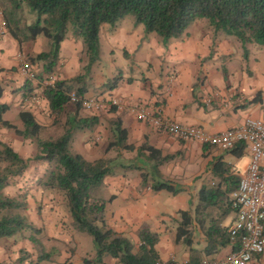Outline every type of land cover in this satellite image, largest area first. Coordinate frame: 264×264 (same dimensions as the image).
<instances>
[{"label":"crops","instance_id":"crops-1","mask_svg":"<svg viewBox=\"0 0 264 264\" xmlns=\"http://www.w3.org/2000/svg\"><path fill=\"white\" fill-rule=\"evenodd\" d=\"M7 3L9 0H0V89L3 92L0 102L10 106L6 115L10 112L19 115L22 110L31 111L44 128L42 139L45 140L64 136L65 132L58 129L59 125L85 131V146L91 152L97 148L94 147L96 144L113 139L111 125L120 120L123 129L127 130L128 142L132 145L135 143V150L146 142L161 151L165 160H152L149 153L144 152L140 158L142 164L135 165L136 169L141 170L139 178L133 176L132 179L120 174L106 177L102 188L105 186L108 189L110 198L105 200L109 202L101 196L97 197L106 202L105 216L109 227L128 235L136 248L141 244V229L152 227V232L159 237L155 249L164 264L172 259L192 261L194 256V259L205 261L230 254L233 250L231 243L221 250L218 247L217 253L207 254L206 230L195 222L201 214L204 218L211 214V218L228 229L236 219L231 208V197L251 161L247 147L238 143L230 150H223L197 141H182L150 123L139 121L127 107L114 108L109 105L112 99L123 105H140L148 112L158 113L180 125L219 134L242 126L247 118L264 121V72L237 69L230 37L216 39L212 29L210 34L196 31L171 40L164 46L160 37L154 33L146 34L143 28L128 29L117 24L106 29L104 34L102 26L100 43L102 34L113 53L123 52L127 57L121 59L120 67L124 70L112 65L106 74L96 78L92 72L86 80L88 92L85 97L104 99L108 106L104 110L93 111L84 108L77 110L71 104L61 114H54L44 96V87L57 81L69 82L80 75L82 66L78 55L84 49L78 45L79 50L75 51L80 38L67 37L62 43L56 73L47 79H44L43 67L38 64L33 66L30 62L36 74V78L30 80L20 70L19 56L24 54L30 57L44 52L42 44L45 41L38 37L21 46L5 27L3 7ZM71 43L74 47L72 50L69 48ZM113 78H118L117 86L110 90L109 80ZM34 96L39 98L38 104L32 101ZM92 117L100 121L96 128H79V120ZM119 150L118 155L122 157L123 148ZM110 151L108 148L107 152ZM135 158L128 154L125 160ZM144 180L147 185H144ZM154 181H172L183 191L177 195L166 190L155 192L152 189ZM204 188L216 190L227 198L198 214L200 192ZM165 192L169 193L167 198ZM195 195L198 203L191 200ZM116 204L119 206L114 207ZM182 212L189 213L194 219V238L198 240V236L201 237V244H193L194 255L187 247L183 258H180L173 246L174 240L168 234L173 231L171 227L182 221ZM18 245L19 249L27 247L23 242ZM2 256L0 262H8V255ZM109 259L111 264H119L112 257H107L105 263Z\"/></svg>","mask_w":264,"mask_h":264},{"label":"trees","instance_id":"trees-1","mask_svg":"<svg viewBox=\"0 0 264 264\" xmlns=\"http://www.w3.org/2000/svg\"><path fill=\"white\" fill-rule=\"evenodd\" d=\"M12 3L4 5V22L8 33L22 46L33 42L38 37H44L50 42V50L28 57L33 66L43 67L48 78L54 75L59 63L62 43L70 33L83 40L89 56V64L84 74L72 81H57L52 85H45L44 96L50 102L54 114L72 104L70 94L75 91L85 97L88 92L87 79L94 64L100 59V31L103 25L115 26L127 15H133L138 24H143L147 33H155L167 45L173 39H180L187 29L197 19L205 18L209 21L215 38L234 36L243 44L258 43L264 45V0H10ZM29 4L38 17L36 22L26 23L20 16L21 5ZM43 74V73H42ZM43 78V77H42ZM46 79V78H44ZM117 81V80H115ZM117 82L109 85V89L116 88ZM3 92L0 89V101ZM77 110L82 107L74 104ZM10 110L8 104L0 102V128L13 131L24 141H30L36 146V154L25 158L10 144L0 141V240L15 238L28 241L42 248L43 244L37 238L42 231L37 228L28 217L29 209L27 194L22 199L6 195L5 189L14 184L20 177L33 167L46 164L44 174L35 179V186L47 191L60 192L69 207L70 218L75 230L88 233L94 239L96 248L95 264H104L107 257H112L119 264H158L159 255L155 249L159 241L156 233L148 228L140 231L141 244L138 248L122 234L115 231L106 223V202L99 199L96 191L100 189L106 177L112 175L111 166L104 159L88 161L80 154L70 150L72 130L65 132L59 139H42L44 128L37 122L33 113L22 110L19 113L21 126L5 118ZM97 117L79 120L80 129L96 128L99 124ZM113 140L109 148L121 146L129 151L134 146L128 144L127 130L123 129L120 120L112 123ZM148 152L153 160L164 162L161 151L145 144L141 150ZM32 189V187H30ZM152 189L155 192L167 190L173 195L180 192L174 182L154 181ZM226 195L216 190L202 189L201 204L197 212L203 213L209 207L226 199ZM182 221L178 226L177 243H184L192 255L195 254L194 219L187 212H182ZM198 222V223H197ZM196 224L206 230L208 236L207 254L217 253L228 244H233V250L239 247L222 227L220 222L211 218L197 217ZM29 232L31 235H26ZM23 242V243H24ZM22 247L21 257L12 264H25L31 254ZM24 249V250H23ZM26 250V251H25ZM192 261L201 262L198 259ZM51 259V254L40 249L38 263ZM203 261V260H202ZM92 262V261H91ZM87 264H91L86 260ZM0 264H4L0 262Z\"/></svg>","mask_w":264,"mask_h":264},{"label":"rangeland","instance_id":"rangeland-1","mask_svg":"<svg viewBox=\"0 0 264 264\" xmlns=\"http://www.w3.org/2000/svg\"><path fill=\"white\" fill-rule=\"evenodd\" d=\"M3 1L5 2L6 0ZM11 3L12 2L9 0L8 4L11 5ZM20 16L22 17L23 21L26 23L36 22L38 17L37 13H35L27 3H23L21 5ZM117 24L124 26L128 29L143 28L146 34H152V33H147L145 30V26L143 24H138L136 18L133 15L125 16L123 19L118 21ZM113 27L114 26L110 24L103 25L104 34L105 31H107L106 29H111ZM210 29L211 27L209 21L205 18H200L189 26V28L187 29L184 35H188L189 33L194 34L196 31L203 32L204 34L205 33L210 34L209 32ZM68 37H69L68 39H78L73 33H70ZM229 37L230 38L228 39L231 45L230 47L232 54L234 55L233 60L235 67L237 69L240 68L241 70L242 69L252 70V71L259 70L261 72H264V45H260L258 43L243 44L236 37L234 36H229ZM42 39L45 41L44 44H42V49L44 50V52L49 51L50 42L44 37H42ZM216 39L221 40L222 37L221 38L218 37ZM79 41L80 42H77L75 45V51L79 50L76 47L78 45H81L80 48L84 49V51L82 50V52H80L78 55L80 56V61L82 66L80 73L81 75L84 74L85 67L89 64V56L87 54L86 47L83 44V40L79 39ZM69 48L70 50L74 48L72 43L70 44ZM21 55H23L26 58V60L30 62V59L27 56H25L24 54ZM122 57H124L123 52L114 51L113 53L112 50L109 48L107 42L105 41V37L101 34L100 59L96 64L93 65L90 74H92L93 72L95 74L93 75V77L97 78L99 75H104L108 71H110L112 65H116L121 70H124L123 68L120 67ZM124 58L127 59L126 56ZM44 78L47 79L46 76H44ZM113 79L114 80H109L110 84L117 82L115 80H117L118 78H113ZM5 118L7 120H11L12 122H17V124L21 126V121L17 113L10 112L5 116ZM70 128L71 126L68 125H66L65 127L59 125L58 127V129L62 133L68 131ZM71 132H73L72 137L70 139V150L72 153L80 154L88 161H94L99 159H104L108 161V164L111 166L112 174L115 175L120 174L122 176L126 175L127 177L132 179L134 178L133 176H136L135 178H139L141 174L140 172L141 170L136 169L135 165L136 163L142 164L140 158L143 157L142 155L144 153L143 151L140 150L141 147L144 146L146 142L144 144H141V146H139L138 149L135 145L136 150L134 149L135 151L132 152L127 150L126 148L118 146L111 148V151L109 153L107 152V149L109 148L110 142L113 140L109 138V140L105 143H100V145L96 144L94 147L97 148H94L95 149L94 152H91L85 146L86 132L79 130L75 131L74 129ZM0 141L10 144L16 151L21 153L25 158L32 157L36 154L35 144L30 143V141H24L22 138L18 137L13 131H8L6 129L0 128ZM128 144L131 143L128 142ZM134 144L135 143L133 142V145ZM120 148L121 149L123 148L122 153L124 155L122 157L118 155ZM128 154L130 156H135L137 158H135L132 161H127L125 159L128 158ZM44 167H47V165L46 164H41V166L34 165L26 173V177L24 178L20 177L16 179L14 184H12L10 187L5 189L6 195L10 197H16L22 199L20 197H22L24 194H27L29 209L26 212V214H28L29 220L42 231V233L38 234L37 236V238L43 244L42 248H38L35 244L31 242L23 241L27 245V247L24 249H26L32 255L31 258L25 262V264H87L86 260H89L91 264H95L93 261H95L96 259L97 251L94 245V239L90 234L81 233L74 229L72 225V220L70 218L69 207L64 196L58 191H47L42 187L37 188L35 186L36 177L40 178L46 171V168ZM147 184H148L147 181L144 180V185ZM30 187H32V189H30ZM182 191L183 190L181 189L179 193H181ZM108 192H109L108 189L104 186L103 188L101 187L96 191V195L99 197L101 196L102 199L105 200L110 198V194H108ZM168 194L169 193L165 192V198L168 197ZM191 200L192 202L195 200L194 202L198 203L197 195L193 196V199L191 198ZM105 201L107 203L109 202V200H105ZM124 202L125 201L121 202V205H123ZM116 206L119 205L116 204L114 207ZM108 226L110 225L108 224ZM178 226L179 225H175L174 227H171L170 229L173 231L169 233L168 236L169 237L171 236L174 240L173 246L176 247V251H177L176 254L178 255V257L183 258L187 246L184 243L176 242ZM146 228H148L149 231L152 232V227H146ZM26 235H31V234L27 232ZM122 235L125 238L131 240L128 235H124V234ZM200 240L201 237L198 236V240L197 238H194V243H196L197 245L201 244ZM20 242L22 241H19L17 243L15 238H9V239L6 238L0 240V247L2 248L1 250L2 252H0L1 253L0 256L3 255L2 257H5L6 255H8V262L4 261L3 262L4 264H12L16 262L19 259V257L22 256L20 253L22 248L19 249V245H18ZM40 249L44 250L45 253L51 254V259L48 261H43L41 263H38ZM213 259H219V258H213ZM104 264H111L110 259L106 260V263L104 262Z\"/></svg>","mask_w":264,"mask_h":264},{"label":"built area","instance_id":"built-area-1","mask_svg":"<svg viewBox=\"0 0 264 264\" xmlns=\"http://www.w3.org/2000/svg\"><path fill=\"white\" fill-rule=\"evenodd\" d=\"M19 60L23 75L30 80L35 79L36 74L30 62L23 55L19 56ZM70 99L87 110L101 111L108 106L104 99L81 97L76 92L70 94ZM32 101L36 104L40 102L37 96ZM109 106L127 107L139 121L150 123L182 141H197L223 150L243 143L250 154L247 172L241 177L231 197V208L236 219L229 226L228 233L234 242L238 241L239 247L219 259L201 262L172 259L165 264H264V121L247 118L240 127L209 134L201 128L183 126L158 113L148 112L140 105H123L112 99ZM158 264L164 263L159 261Z\"/></svg>","mask_w":264,"mask_h":264}]
</instances>
